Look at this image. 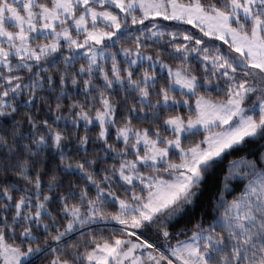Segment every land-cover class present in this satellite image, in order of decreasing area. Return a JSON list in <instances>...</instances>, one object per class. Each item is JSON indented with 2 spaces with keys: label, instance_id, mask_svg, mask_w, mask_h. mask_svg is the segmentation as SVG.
Instances as JSON below:
<instances>
[{
  "label": "snow or ice",
  "instance_id": "6c2138e0",
  "mask_svg": "<svg viewBox=\"0 0 264 264\" xmlns=\"http://www.w3.org/2000/svg\"><path fill=\"white\" fill-rule=\"evenodd\" d=\"M0 264H264V0H0Z\"/></svg>",
  "mask_w": 264,
  "mask_h": 264
}]
</instances>
